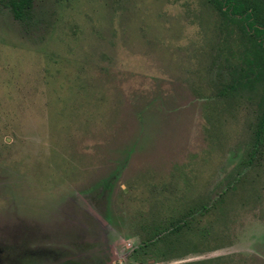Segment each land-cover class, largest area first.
Listing matches in <instances>:
<instances>
[{
	"label": "rangeland",
	"instance_id": "1",
	"mask_svg": "<svg viewBox=\"0 0 264 264\" xmlns=\"http://www.w3.org/2000/svg\"><path fill=\"white\" fill-rule=\"evenodd\" d=\"M20 1L0 0V264H264L241 23L218 0Z\"/></svg>",
	"mask_w": 264,
	"mask_h": 264
},
{
	"label": "trees",
	"instance_id": "2",
	"mask_svg": "<svg viewBox=\"0 0 264 264\" xmlns=\"http://www.w3.org/2000/svg\"><path fill=\"white\" fill-rule=\"evenodd\" d=\"M228 16L241 23L247 38L254 43L260 53L264 54V0H218ZM14 17L22 19V11L31 7V0H21L14 6ZM264 132V113L261 115L257 136ZM258 141V140H257ZM178 229L174 226L172 230ZM157 230L153 236H159V242L166 235ZM155 244V243H154ZM147 246H143V249Z\"/></svg>",
	"mask_w": 264,
	"mask_h": 264
},
{
	"label": "flooded vegetation",
	"instance_id": "3",
	"mask_svg": "<svg viewBox=\"0 0 264 264\" xmlns=\"http://www.w3.org/2000/svg\"><path fill=\"white\" fill-rule=\"evenodd\" d=\"M91 212V211H90ZM90 216L92 219H94V213L91 212ZM85 253V254H84ZM109 252L107 251H100L97 253H94L91 251L89 252H76L74 254H71L70 256L66 255V258L59 260V262H50L48 264H78V262L84 261L88 264H114L116 262V257H113V254H111V252L108 254ZM27 255L29 257H35L40 259V256H38L36 253H31V252H27ZM38 263V261L36 262V264Z\"/></svg>",
	"mask_w": 264,
	"mask_h": 264
}]
</instances>
